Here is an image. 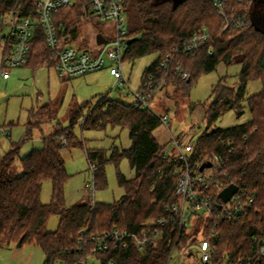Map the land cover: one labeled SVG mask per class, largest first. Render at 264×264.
<instances>
[{
	"label": "trees",
	"instance_id": "16d2710c",
	"mask_svg": "<svg viewBox=\"0 0 264 264\" xmlns=\"http://www.w3.org/2000/svg\"><path fill=\"white\" fill-rule=\"evenodd\" d=\"M18 1L0 0V17L10 12ZM123 1L130 24L128 36L134 40L124 61L159 54V59L145 75L152 73L156 78H164L166 85L175 87L176 97H188L192 86L202 76L215 71L219 63L231 66L239 61L242 65L237 88L227 86L223 80L214 87L205 117L207 130L194 145L191 162L198 165L201 172L204 171L201 170L203 165L212 164L215 159L221 164V170L217 172L219 184L213 188L216 194L232 184L257 194L258 214L251 212L237 223H223L216 229L220 235L218 245L221 252L238 255L248 251L254 245L253 237L264 235V31L254 24L253 0L229 1L235 13L246 19L247 25L228 31H224L223 20L212 0ZM35 2L21 0L25 15L34 16ZM70 15L71 7L54 17L62 47L77 31L76 25L70 23ZM63 24L65 27L61 30ZM205 28L212 38V54L208 51L210 44L191 55L179 51L185 39ZM168 55L173 59L169 69L158 70ZM57 63V56L48 47L43 29L38 25L24 67L37 71L43 67L55 68ZM178 68L188 74L186 80L181 78L182 72L176 74ZM251 81H260L262 91L247 98V85ZM245 102L251 115L248 122L209 131L219 118L229 111H238ZM80 118L71 117L69 128L46 137L41 149L24 157L20 174L15 173L14 167L20 158L22 144L32 139L34 126L31 122L23 141L11 143L9 151L0 155V246L20 241L22 245L34 244L45 254V264H66L78 254L82 238L113 227L136 229L148 219L165 216L166 206L178 202L175 188L179 177L175 176V166L163 159L166 146L161 147L153 135L162 125L159 116L149 109H137L104 98L84 118L82 128L128 129L132 146L121 151L115 148L110 157L103 150L87 151V156L94 166L95 188L107 187L106 166L113 163L125 194L113 204H96L88 199L81 204L66 206L64 186L69 175L62 150L84 147L74 133ZM124 158L129 160L134 171L131 179L119 169ZM46 182L52 184V201L48 205L41 201ZM53 216H58L60 223L55 232H49L47 225ZM173 235L170 233L159 248H150L144 254L132 250L117 253L118 264H169L171 241L175 240ZM190 238V234L182 236L180 249L190 243Z\"/></svg>",
	"mask_w": 264,
	"mask_h": 264
},
{
	"label": "rangeland",
	"instance_id": "374dc122",
	"mask_svg": "<svg viewBox=\"0 0 264 264\" xmlns=\"http://www.w3.org/2000/svg\"><path fill=\"white\" fill-rule=\"evenodd\" d=\"M80 0H74L71 7L70 23L75 24L77 31L71 37L70 46L84 51L90 46L96 31L106 38L115 36L112 22L98 20L91 14L82 11ZM125 11V9H124ZM126 13V11H125ZM129 24L128 14H126ZM264 30V22L260 24ZM130 27V24H129ZM4 59V51L0 48V66ZM159 59V54L143 57L135 61H125L124 71L129 79L131 90L137 91L146 71ZM235 61L231 66L219 63L215 71L202 76L191 88L188 97H176L175 87L165 85L151 101V109L159 117L168 113V124H162L153 135L161 147L171 150L172 143L177 140L182 145L196 144L207 130L206 111L212 101L214 87L223 80L229 87L237 88L242 65ZM10 79L1 78L0 72V155L10 149L11 143L22 142L28 124H33V131L41 136L52 135L56 131L70 127L71 117H81L74 133L84 147H70L62 150L69 179L64 186L66 206L81 204L88 199L96 204H113L121 199L125 191L117 179V167L113 163L106 166L108 185L104 189H96L91 162L87 151L103 150L110 157L115 148L126 150L131 148L130 131L119 127H108L106 130H84L82 123L93 109L104 99L115 100L129 105L133 95L129 88L115 90V80L108 70L89 74L63 82L55 68L43 67L33 71L29 67L10 70ZM262 91L260 81H251L247 85L246 97H252ZM240 113V114H239ZM78 114V115H76ZM251 119L245 102L238 111L232 110L219 118L212 125L213 129H228L244 124ZM10 131L11 138H6L3 130ZM48 130L50 132H48ZM49 137V136H48ZM66 142V141H64ZM43 142L39 138L25 141L22 144L20 158L14 171L22 173L21 160L32 149H41ZM119 169L128 179L134 177L130 162L124 158ZM41 201L48 205L52 201V184L46 182L41 192ZM60 218H50L47 230L55 232ZM196 234V233H195ZM195 256L185 258L176 251L169 264H197L198 251ZM46 256L42 249L34 244L24 243L0 246V264H45Z\"/></svg>",
	"mask_w": 264,
	"mask_h": 264
},
{
	"label": "built area",
	"instance_id": "2783aa9c",
	"mask_svg": "<svg viewBox=\"0 0 264 264\" xmlns=\"http://www.w3.org/2000/svg\"><path fill=\"white\" fill-rule=\"evenodd\" d=\"M80 1L83 11L93 14L97 21L113 23L115 36L112 39L105 38L104 43L84 51L74 49L69 43L62 47L54 17L72 7L74 0H36L34 16L25 15L19 0L10 12L0 17V48L4 51V59L0 66L1 78L8 80L11 69L21 68L27 64L39 25L43 29L48 47L57 56L58 63L55 69L61 80H71L108 70L115 80L117 90L130 89L133 95V102L130 105L154 112L150 103L166 85V81L150 73L143 76L137 91L131 90L123 67L124 58L131 45L124 1ZM229 1L212 0L223 20L224 31L244 28L247 25L246 19L235 13ZM64 27L63 24L60 29L64 30ZM211 44L212 38L205 28L185 39L179 51L191 55L203 46L209 45L208 51L212 54ZM172 61V56L168 55L160 63L158 70H168ZM180 70L181 68H178L176 74L182 72ZM180 74L183 80L189 77L186 72ZM159 118L162 124H168L170 119L168 113ZM3 134L8 136V129H4ZM193 151L194 144L182 145L174 140L171 150L162 153L163 159L175 166V176L179 177L175 188L178 202L166 206L165 216L148 219L136 229L113 227L102 233L88 235L80 240L75 258L66 261V264H118L115 257L117 253L132 250L144 254L150 248H159L170 233L174 234L175 239L171 241L170 258L176 251H180L185 258H191L195 256L193 250L196 249L197 264H264V235L253 237L254 245L248 251L231 255L229 252L220 251L218 245L220 235L216 231L220 224L237 223L254 211L258 214L257 194L239 188L229 202L222 201L219 197L222 190L218 194L213 191L214 186L219 184L217 172L221 170V164L215 159L211 167L201 172L198 170L199 166L191 162ZM206 232L209 234L206 235ZM185 234H190V243L180 249L179 243Z\"/></svg>",
	"mask_w": 264,
	"mask_h": 264
},
{
	"label": "water",
	"instance_id": "95a60500",
	"mask_svg": "<svg viewBox=\"0 0 264 264\" xmlns=\"http://www.w3.org/2000/svg\"><path fill=\"white\" fill-rule=\"evenodd\" d=\"M175 1H180V0H175ZM253 21H254V24L256 26H258L262 31H264L262 29L263 26L260 25L262 22H264V17L263 16H261L260 19H256L255 13L253 12ZM104 41H105L104 37L101 34H99L97 36L98 44H102V43H104ZM133 41L134 40H130L129 41L130 44ZM116 90H117V88H116ZM211 166H212L211 163H207V164L203 165L201 170H204L205 168H209ZM238 190H239V187L237 185H234V184L229 185L228 187H226L225 189L222 190V192L220 193L219 197L222 199V201L227 203L233 198V196L238 192ZM21 245H22V241H20L18 243V246H21Z\"/></svg>",
	"mask_w": 264,
	"mask_h": 264
},
{
	"label": "crops",
	"instance_id": "0c3cea01",
	"mask_svg": "<svg viewBox=\"0 0 264 264\" xmlns=\"http://www.w3.org/2000/svg\"><path fill=\"white\" fill-rule=\"evenodd\" d=\"M94 33H95V36L93 37V40H90V46L88 47V49H92V48H94L96 45H100V44H98V42H97V36L99 35V34H97L96 33V31H93ZM103 37H104V39L106 38L103 34H101ZM74 35H72L71 37H73ZM70 42H71V40H70ZM70 42H69V44H70ZM88 49H86V50H88ZM112 77V76H111ZM113 78V77H112ZM10 79V78H9ZM8 79V80H9ZM63 81V80H62ZM71 81V80H70ZM63 82H65V81H63ZM67 82V81H66ZM115 90H116V88H115ZM5 129H7V128H5ZM48 132H50L49 130H48ZM11 133H10V131H9V135L8 136H5L6 138H11ZM50 135H52V133L50 134ZM50 135H48V136H50ZM48 136H46V137H48ZM34 137L35 138H39V140H41L42 142H43V140L46 138L45 136H41V133L39 132V131H33V136H32V139H31V141L34 139ZM30 141V140H29ZM36 149H38V148H36ZM33 150H35V149H32V150H30L26 155H25V157L29 154V153H31ZM7 151H9V150H7ZM6 151V152H7ZM5 152V153H6Z\"/></svg>",
	"mask_w": 264,
	"mask_h": 264
},
{
	"label": "flooded vegetation",
	"instance_id": "af4514ba",
	"mask_svg": "<svg viewBox=\"0 0 264 264\" xmlns=\"http://www.w3.org/2000/svg\"><path fill=\"white\" fill-rule=\"evenodd\" d=\"M253 12L255 13L256 19L264 17V0H253Z\"/></svg>",
	"mask_w": 264,
	"mask_h": 264
}]
</instances>
